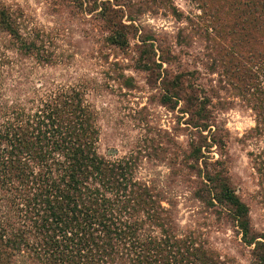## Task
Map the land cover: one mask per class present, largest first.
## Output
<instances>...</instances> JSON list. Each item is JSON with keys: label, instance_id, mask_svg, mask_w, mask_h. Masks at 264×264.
Listing matches in <instances>:
<instances>
[{"label": "trees", "instance_id": "trees-1", "mask_svg": "<svg viewBox=\"0 0 264 264\" xmlns=\"http://www.w3.org/2000/svg\"><path fill=\"white\" fill-rule=\"evenodd\" d=\"M68 1L74 10L93 13L106 43L117 50L129 51L136 37L133 68L148 75L149 87H158L162 106L173 110L181 103L187 116L186 148L170 158L169 167L178 170L172 175H186L192 198L229 218L242 243L253 247L252 258L264 264V234L251 226L225 161L208 154L215 146L225 156L227 147L214 94L163 70L152 40L133 24L139 4H149L184 19L188 27L178 33L202 36L210 65L254 114L255 126L243 140L254 147L247 155L264 188V0H195L200 15L191 17L170 0ZM19 57L39 66L54 63L0 2V264H226L193 232L181 230L175 199L139 176L138 155L99 152L98 113L84 86L35 89L27 99L5 87V69Z\"/></svg>", "mask_w": 264, "mask_h": 264}, {"label": "rangeland", "instance_id": "rangeland-1", "mask_svg": "<svg viewBox=\"0 0 264 264\" xmlns=\"http://www.w3.org/2000/svg\"><path fill=\"white\" fill-rule=\"evenodd\" d=\"M0 2L16 15L22 35L42 44L54 61L51 66H39L31 59L16 58L5 69V87L12 86L18 92L15 96L27 99L35 89L84 86L87 102L98 113L99 152L113 157L138 155L139 176L150 179L168 198L175 199V216L181 230L193 232L226 264H258L251 256L253 247L242 243L233 222L226 216L212 214L194 200L185 187L189 186L186 175H172L178 170L169 167L170 158L186 148L187 116L179 111L181 103L173 110L162 106L158 87H149L148 75L133 68L136 37L130 39L129 51L117 50L106 43V33L94 14L72 9L68 0ZM170 2L184 17L200 15L195 0ZM139 13L133 24L141 28L138 35L152 40L148 42L153 43L155 59L162 69L185 75L209 95L210 91L214 94L216 122L226 133L227 147L225 156H220L215 146L208 154L225 161L232 188L249 207L251 226L264 234V188L247 155L254 147L243 140L244 134L255 126L253 112L210 65L202 36L191 30L178 33L188 27L184 19L178 21L163 8L149 4H139ZM126 16L123 21L130 24ZM166 51H171V56H166ZM160 54L167 61L160 62Z\"/></svg>", "mask_w": 264, "mask_h": 264}]
</instances>
